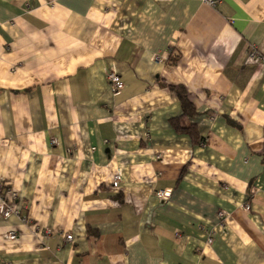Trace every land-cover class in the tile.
I'll list each match as a JSON object with an SVG mask.
<instances>
[{
	"label": "crops",
	"instance_id": "obj_1",
	"mask_svg": "<svg viewBox=\"0 0 264 264\" xmlns=\"http://www.w3.org/2000/svg\"><path fill=\"white\" fill-rule=\"evenodd\" d=\"M251 47L264 0H0V264H264Z\"/></svg>",
	"mask_w": 264,
	"mask_h": 264
},
{
	"label": "built area",
	"instance_id": "obj_2",
	"mask_svg": "<svg viewBox=\"0 0 264 264\" xmlns=\"http://www.w3.org/2000/svg\"><path fill=\"white\" fill-rule=\"evenodd\" d=\"M198 1L208 4L210 6H215L220 0H198ZM247 58L259 62L261 67L264 69V57L255 47H251L249 49V51L247 52ZM154 59L157 60L159 59V57L155 55ZM106 78L112 95L117 94L123 88L124 85L123 81L120 75H118L114 70L108 71L106 74ZM120 181H121V172L116 171L113 175L112 186L117 187ZM155 195L161 200H166L170 196V191L166 189L157 190L155 192ZM17 197L18 194L13 188H11L5 182L0 181V216L1 217L7 218L10 216H16L23 219V221H25V219L21 217L20 207H18L16 204ZM245 208L248 209L249 206L245 205ZM218 215L220 217H223V212L219 211ZM7 237L9 239H14L15 238L14 231L9 232L7 234ZM65 238L67 241L72 240V236L70 234H67ZM207 242L208 243L211 242L210 236L207 239Z\"/></svg>",
	"mask_w": 264,
	"mask_h": 264
},
{
	"label": "trees",
	"instance_id": "obj_3",
	"mask_svg": "<svg viewBox=\"0 0 264 264\" xmlns=\"http://www.w3.org/2000/svg\"><path fill=\"white\" fill-rule=\"evenodd\" d=\"M179 95H180V97H181V99H182V102H183V104H184V107L186 108V104H187V102H186L185 95H184L182 92H179Z\"/></svg>",
	"mask_w": 264,
	"mask_h": 264
}]
</instances>
